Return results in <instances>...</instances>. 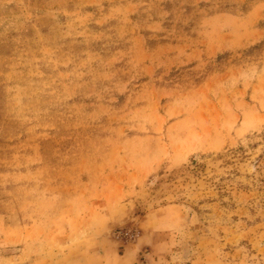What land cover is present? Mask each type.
I'll return each instance as SVG.
<instances>
[{"label":"rangeland","instance_id":"374dc122","mask_svg":"<svg viewBox=\"0 0 264 264\" xmlns=\"http://www.w3.org/2000/svg\"><path fill=\"white\" fill-rule=\"evenodd\" d=\"M0 264H264V0H0Z\"/></svg>","mask_w":264,"mask_h":264}]
</instances>
